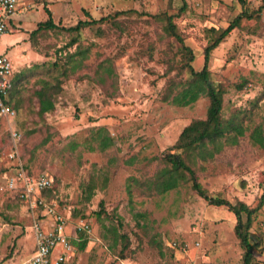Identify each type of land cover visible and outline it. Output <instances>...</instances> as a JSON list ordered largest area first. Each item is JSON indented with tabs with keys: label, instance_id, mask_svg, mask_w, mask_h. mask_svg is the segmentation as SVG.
Here are the masks:
<instances>
[{
	"label": "rangeland",
	"instance_id": "rangeland-1",
	"mask_svg": "<svg viewBox=\"0 0 264 264\" xmlns=\"http://www.w3.org/2000/svg\"><path fill=\"white\" fill-rule=\"evenodd\" d=\"M23 3L29 9L19 28L0 37L17 72L15 114L0 116V264H24L34 252L20 169L52 178L42 199L68 219L69 231L89 225L71 264H243L236 217L199 197L194 180L211 197L256 209L248 232L258 242L253 264H264V0ZM45 9L57 29L38 28ZM102 17L109 19L78 32L61 29ZM235 18L238 25L209 51L207 72L222 92L221 119L242 136L207 144L220 149L200 159L199 149L175 145L183 129L207 118L209 99L174 103L191 75L166 28L175 26L198 72L205 48ZM10 38L18 47L7 45ZM40 91L53 104L43 114ZM100 128L111 138L107 148L96 138ZM166 154H178L191 172H177L176 186L163 191L177 176Z\"/></svg>",
	"mask_w": 264,
	"mask_h": 264
},
{
	"label": "trees",
	"instance_id": "trees-1",
	"mask_svg": "<svg viewBox=\"0 0 264 264\" xmlns=\"http://www.w3.org/2000/svg\"><path fill=\"white\" fill-rule=\"evenodd\" d=\"M45 13L47 15V20L44 22L38 23V28L44 30H54L57 29L58 26L53 22L50 12L45 9ZM124 13L117 12L115 16L118 14ZM108 17H102L98 21H79L75 26L69 27L67 29L61 28L68 32H78L84 27L90 26V24H97L101 22H107ZM239 18H235L232 23L226 28L220 36L216 37L211 44L205 48L204 50V65L201 71H193L190 66V62L193 60V55L191 49L187 46H184L182 43L181 37L176 33L175 26L169 22L166 31L172 36L175 37L182 45V49L184 50V55L187 58L186 63L182 66V69L185 67H189L190 69V80L186 83V87L182 89L177 96L174 98V103L180 106L189 105L197 100L200 95H206L209 99V107L207 110V118L205 120H200L197 122H193L187 128L183 129L181 134L179 135L177 144L175 148L183 149L184 151H194L195 149H199V157L200 159H206L213 157L220 148H214L212 152L207 148V144L209 146L213 144H217V141L221 138H225L226 140H230L232 143H236L238 137L242 136V130L239 127L229 126L230 120H222L220 117L221 111V95L222 92L217 89L213 83L209 79V74L207 72V62L209 51L212 50L220 41V39L226 35L229 31H231L234 27L238 25ZM60 29V28H59ZM182 52V51H181ZM15 84V82H14ZM15 91V85L12 87V92ZM11 92L10 105L15 109L13 104V94ZM39 97V112L40 114L46 113L53 108L52 102H50L44 95L43 92L37 93ZM233 133L232 136L229 134ZM97 140H99L102 148H107L111 144V138L106 135L103 129H99L97 136ZM201 148V149H200ZM167 163L174 169V173L179 171L191 172L189 167L183 161L182 158L178 154H166L165 158ZM177 176L174 178H169L166 182H164L163 191L170 190L174 188L177 184ZM192 188L196 191L197 195L208 202L209 205L220 207L225 206L229 209L230 212L234 214L236 217V225H235V235L239 240V244L243 249V264H253V251L258 248V242L250 243V235L248 230L250 229L251 216L254 214L256 209H249L243 203H238L235 205H231L225 200L218 197H211L205 193V191L201 188V186L194 180L192 182ZM242 214L246 215V224H242ZM82 238V242L76 244L79 249H83L85 247V238L84 235H80Z\"/></svg>",
	"mask_w": 264,
	"mask_h": 264
},
{
	"label": "built area",
	"instance_id": "built-area-1",
	"mask_svg": "<svg viewBox=\"0 0 264 264\" xmlns=\"http://www.w3.org/2000/svg\"><path fill=\"white\" fill-rule=\"evenodd\" d=\"M29 6L23 0H0V37L10 33L11 21L26 13ZM12 64L0 49V116L13 117L15 112L10 105L13 87ZM12 137L16 133L11 134ZM9 157L13 159L14 154ZM22 186L19 197L31 213V230L34 238L33 255L24 264H70L74 258L73 240L79 235L90 233V227L83 222L68 230V219L57 212L54 203H46L42 194L53 187V180L46 174L27 176L22 169L18 172ZM13 188V182L9 183ZM191 264V263H190Z\"/></svg>",
	"mask_w": 264,
	"mask_h": 264
},
{
	"label": "crops",
	"instance_id": "crops-1",
	"mask_svg": "<svg viewBox=\"0 0 264 264\" xmlns=\"http://www.w3.org/2000/svg\"><path fill=\"white\" fill-rule=\"evenodd\" d=\"M25 14H26V13L22 14V15L19 16L17 19L11 21V29H12L13 31L16 30L17 28H19V23L22 22V19H23V17L25 16ZM17 41H18V40H17L16 38H15L14 40L10 38V40H8V42H7V45L10 46V47H12V46H16V47H18V46H17ZM16 54H17V56H18V53H16ZM18 57H20V56H18ZM13 74H14V76H13V87H14V85L16 86V78H17V72H16V70H15V71L13 70ZM14 82H15V84H14ZM12 94L14 95V91L12 92ZM33 239H34V238H33ZM82 241H83V240H82L81 236L79 235V236H77L76 239L73 240V245L75 246L76 244H78V243H80V242H82ZM33 250H34V245H33ZM29 258H30V257H29ZM71 263H72V262H71ZM71 263H70V264H71Z\"/></svg>",
	"mask_w": 264,
	"mask_h": 264
}]
</instances>
